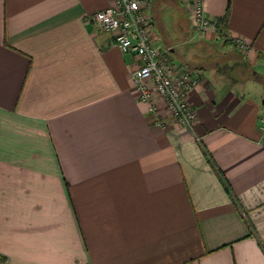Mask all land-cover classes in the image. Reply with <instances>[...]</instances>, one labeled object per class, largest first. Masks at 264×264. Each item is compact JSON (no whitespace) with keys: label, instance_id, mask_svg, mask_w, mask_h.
<instances>
[{"label":"crops","instance_id":"0c3cea01","mask_svg":"<svg viewBox=\"0 0 264 264\" xmlns=\"http://www.w3.org/2000/svg\"><path fill=\"white\" fill-rule=\"evenodd\" d=\"M111 5L0 0V264H264V0H205L200 35L152 0L199 77L190 127L139 99V60L89 20Z\"/></svg>","mask_w":264,"mask_h":264},{"label":"built area","instance_id":"2783aa9c","mask_svg":"<svg viewBox=\"0 0 264 264\" xmlns=\"http://www.w3.org/2000/svg\"><path fill=\"white\" fill-rule=\"evenodd\" d=\"M205 0H184L190 12L191 28L200 35L209 29L216 30L204 11ZM152 0H113V5L95 12L90 21L99 30L112 35V45L122 53L137 57L140 64L130 75L133 88L142 102L150 103L149 111L157 115L158 98L173 121L190 127L196 119L195 111L187 98L199 84L192 69L169 63L152 39V18L149 13ZM239 53L246 54L250 46L242 39L225 38ZM155 125L161 126L156 116ZM163 125V124H162ZM258 128L264 133V117Z\"/></svg>","mask_w":264,"mask_h":264},{"label":"trees","instance_id":"16d2710c","mask_svg":"<svg viewBox=\"0 0 264 264\" xmlns=\"http://www.w3.org/2000/svg\"><path fill=\"white\" fill-rule=\"evenodd\" d=\"M224 22H225V20L224 21L222 20L221 25H220L221 27H224L225 26L224 25Z\"/></svg>","mask_w":264,"mask_h":264}]
</instances>
